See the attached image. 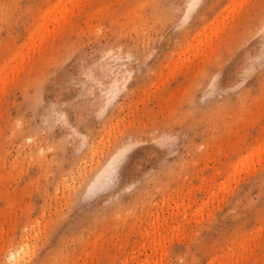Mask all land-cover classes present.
Listing matches in <instances>:
<instances>
[{
  "label": "rangeland",
  "instance_id": "obj_1",
  "mask_svg": "<svg viewBox=\"0 0 264 264\" xmlns=\"http://www.w3.org/2000/svg\"><path fill=\"white\" fill-rule=\"evenodd\" d=\"M186 1L0 0V264H264V0Z\"/></svg>",
  "mask_w": 264,
  "mask_h": 264
},
{
  "label": "bare ground",
  "instance_id": "obj_2",
  "mask_svg": "<svg viewBox=\"0 0 264 264\" xmlns=\"http://www.w3.org/2000/svg\"><path fill=\"white\" fill-rule=\"evenodd\" d=\"M200 0H187L186 1V5H185V8H186V12H184L183 14L185 13H190L188 12L187 10H191L196 4L195 3H198ZM56 5V3H55ZM194 5V6H193ZM52 7V6H50ZM61 7V6H60ZM59 7V8H60ZM54 8V7H53ZM190 8V9H189ZM65 9V8H63ZM51 10V8H50ZM52 12V11H51ZM60 12V11H59ZM58 12V13H59ZM61 14V13H59ZM54 15V14H53ZM187 15V14H186ZM45 16V14H44ZM62 16V15H60ZM185 16V15H184ZM183 16V18L185 19V17ZM58 17V16H57ZM187 17V16H186ZM51 18V16H50ZM62 18V17H61ZM60 18V19H61ZM55 19V18H54ZM46 20V19H44ZM58 20V18H57ZM53 21V19L51 20ZM50 22V21H49ZM46 28V27H45ZM36 30V29H35ZM38 31V30H37ZM38 33V32H37ZM32 35V34H31ZM37 36V35H36ZM39 37V36H38ZM31 39V38H30ZM32 40V39H31ZM116 58H117V55H116ZM5 63V62H4ZM115 67V66H114ZM5 68V67H4ZM104 69V68H103ZM114 70V69H113ZM112 70V71H113ZM0 71H1V68H0ZM111 71V72H112ZM117 73V72H116ZM115 73V74H116ZM91 74V73H90ZM118 74V73H117ZM114 75V74H113ZM115 77V76H113ZM3 79V78H2ZM124 81V80H123ZM91 83V81H90ZM100 83V82H99ZM121 83V82H120ZM119 83V84H120ZM91 85V84H90ZM102 85V84H101ZM117 85H118V79L117 78H113L110 83H109V88H106L105 90V93L109 94V96L113 95V90L115 91V88H117ZM99 86V85H98ZM92 87V86H91ZM90 89V88H89ZM119 89V88H117ZM117 92V90H116ZM64 114V113H63ZM66 119V118H65ZM129 144L127 145H123V147H120L115 153H112L104 162L102 165L99 166V168L94 172V174L92 175V178L91 180L88 182L87 184V189L89 191H92L95 187L99 186V185H102V184H105V183H100V181H102V179H104V181H107L109 180L112 176H113V173L115 172L116 170V167L118 165V162L120 160V158H122L125 150H127L129 147ZM126 154V153H125ZM20 251L18 250H14V252H11V255H8L10 256V260H18V258H20V253H21V249L22 247L19 248ZM23 253V251H22ZM8 259V258H7ZM16 262V261H15ZM17 264V263H16Z\"/></svg>",
  "mask_w": 264,
  "mask_h": 264
}]
</instances>
